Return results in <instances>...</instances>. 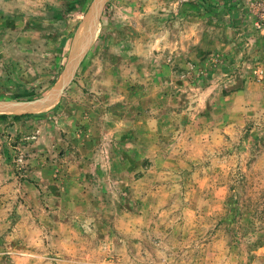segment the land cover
Returning <instances> with one entry per match:
<instances>
[{"label":"rangeland","instance_id":"rangeland-1","mask_svg":"<svg viewBox=\"0 0 264 264\" xmlns=\"http://www.w3.org/2000/svg\"><path fill=\"white\" fill-rule=\"evenodd\" d=\"M101 1L0 0V264H264V0Z\"/></svg>","mask_w":264,"mask_h":264},{"label":"water","instance_id":"water-1","mask_svg":"<svg viewBox=\"0 0 264 264\" xmlns=\"http://www.w3.org/2000/svg\"><path fill=\"white\" fill-rule=\"evenodd\" d=\"M100 1L101 0H94L92 6L90 8V13H89V15H88V17L86 19L85 27H86V24H87L88 21H89V23L90 22H93V19H94L95 15H96V12H97V7H98L97 5L100 4ZM105 2H106V0H104L103 5H102V8H103ZM102 8H101V10H102ZM90 14H91V16H90ZM87 41H88V39H86L84 41V37H83V40H82V37H81L80 38V42H79V44H81L80 47L83 46V48H84L85 45L87 44ZM80 47L78 46L77 49H79ZM82 50L83 49L81 48L80 51H82ZM79 52H77V54L75 55V57L71 60V64L69 65V69L67 70V72L65 73L64 78L62 79V83L59 84V87H58L59 89L62 87V85L64 83V80L66 78H68V75H70V73L73 71L74 65L79 60V58L81 56V53H79ZM31 103L32 104H35V105H38V106H40L42 108L43 107V104L42 103H44V102H43L42 99H38V100H35V101H30V102H18V103H13V104H11V103H5V102H0V110L1 109H4V108L16 107V106H21V105H26V104H31Z\"/></svg>","mask_w":264,"mask_h":264},{"label":"bare ground","instance_id":"bare-ground-1","mask_svg":"<svg viewBox=\"0 0 264 264\" xmlns=\"http://www.w3.org/2000/svg\"><path fill=\"white\" fill-rule=\"evenodd\" d=\"M103 1V0H102ZM101 1V3H102ZM93 23V22H92ZM86 30V29H85ZM84 35V34H83ZM23 107H17V108H14L15 111H29L30 109H37L39 106L38 105H35V104H26V105H22Z\"/></svg>","mask_w":264,"mask_h":264},{"label":"trees","instance_id":"trees-1","mask_svg":"<svg viewBox=\"0 0 264 264\" xmlns=\"http://www.w3.org/2000/svg\"><path fill=\"white\" fill-rule=\"evenodd\" d=\"M28 114H23V115H15L14 116V118L15 119H20L21 117H24V116H27ZM8 116L6 115V114H3V115H1L0 116V118H2V119H5V118H7Z\"/></svg>","mask_w":264,"mask_h":264}]
</instances>
